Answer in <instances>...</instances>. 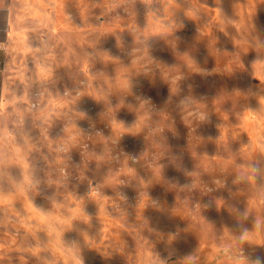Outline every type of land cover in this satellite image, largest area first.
Masks as SVG:
<instances>
[{"label": "clouds", "instance_id": "9594fccd", "mask_svg": "<svg viewBox=\"0 0 264 264\" xmlns=\"http://www.w3.org/2000/svg\"><path fill=\"white\" fill-rule=\"evenodd\" d=\"M0 264H264V0H0Z\"/></svg>", "mask_w": 264, "mask_h": 264}, {"label": "rangeland", "instance_id": "374dc122", "mask_svg": "<svg viewBox=\"0 0 264 264\" xmlns=\"http://www.w3.org/2000/svg\"><path fill=\"white\" fill-rule=\"evenodd\" d=\"M189 31H191V26H189ZM145 87H146V85H145ZM166 91V90H165Z\"/></svg>", "mask_w": 264, "mask_h": 264}]
</instances>
